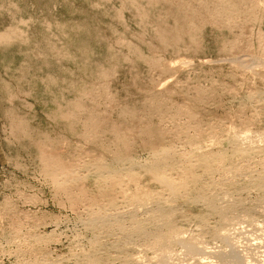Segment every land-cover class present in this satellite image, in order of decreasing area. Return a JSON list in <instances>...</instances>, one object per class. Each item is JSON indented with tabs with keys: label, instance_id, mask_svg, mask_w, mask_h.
Instances as JSON below:
<instances>
[{
	"label": "rangeland",
	"instance_id": "1",
	"mask_svg": "<svg viewBox=\"0 0 264 264\" xmlns=\"http://www.w3.org/2000/svg\"><path fill=\"white\" fill-rule=\"evenodd\" d=\"M263 4L0 0V264L261 260Z\"/></svg>",
	"mask_w": 264,
	"mask_h": 264
},
{
	"label": "bare ground",
	"instance_id": "2",
	"mask_svg": "<svg viewBox=\"0 0 264 264\" xmlns=\"http://www.w3.org/2000/svg\"><path fill=\"white\" fill-rule=\"evenodd\" d=\"M230 1V0H229ZM246 2V1H245ZM263 2V1H262ZM234 3H235V1H234ZM228 4V3H227ZM230 7H232V4L231 3H229L228 4ZM234 5V4H233ZM257 5V4H256ZM264 5V4H263ZM210 7V6H209ZM230 7H229V9H230ZM228 8V7H227ZM247 8V7H246ZM251 8V7H250ZM254 8V7H253ZM218 9V8H217ZM259 10V9H258ZM246 11V10H245ZM219 12V11H218ZM218 12H216V13H218ZM250 12V11H249ZM253 13V12H252ZM224 14V13H223ZM228 15V14H227ZM217 17V16H216ZM215 19V18H214ZM232 19V18H231ZM227 25V24H226ZM229 25H230V23H229ZM257 63V62H256ZM262 66H263V64H262ZM203 135V134H202ZM123 140V139H122ZM243 148V147H242ZM167 149V148H166ZM164 150L163 151V153H159V151L157 150V151H155L157 154L155 155L154 153H152V155L154 154V156H156V160L157 161H160L161 163H163V162H165L164 160H165V154H166V156L168 157L169 155H170V151L169 152H167L168 150ZM255 152V151H254ZM173 154V153H172ZM240 154H242V153H240ZM121 155V154H120ZM222 155V154H221ZM246 155V154H245ZM128 156V155H127ZM214 156V154L212 155V157ZM242 156H244V155H242ZM116 157V156H115ZM118 157H120V156H118ZM126 157V156H125ZM124 156H123V158H125ZM170 157V156H169ZM168 157V158H169ZM171 157H173V156H171ZM189 157V156H188ZM198 157V156H197ZM207 157V156H206ZM220 157V156H219ZM218 157V158H219ZM225 157V156H224ZM223 157V158H224ZM122 158V157H121ZM127 158V157H126ZM201 158V157H200ZM208 158H209V156H208ZM218 158H216L217 160H218ZM223 158H219V161H220V159L222 160ZM250 158V157H249ZM133 159V158H132ZM183 159H184V157H183ZM187 159V158H186ZM203 159H204V157H203ZM202 159V160H203ZM209 159H211V158H209ZM209 159H205L206 160V162H208V160ZM213 159V158H212ZM215 159V160H216ZM246 159H248V158H246ZM115 160V159H114ZM117 160H120V158L118 159H116V161H114V162H116V163H118L117 162ZM128 160H130V159H128ZM128 160H127V162H128ZM185 160V159H184ZM183 160V161H184ZM201 160V159H200ZM201 160V163L203 164V161ZM214 160V159H213ZM249 160V159H248ZM251 160V159H250ZM121 161H125L126 162V160L124 159H122ZM153 161V160H152ZM151 161V162H152ZM178 161V160H177ZM218 161V162H219ZM232 161V160H231ZM113 162V163H114ZM125 162H121V164L122 163H125ZM131 162V161H130ZM156 162V161H155ZM167 162V161H166ZM217 162V161H216ZM217 162V163H218ZM221 162V161H220ZM120 163V162H119ZM154 163V162H153ZM153 163H151V164H153ZM158 164H159V162H157ZM169 163V162H168ZM200 163V162H199ZM213 163H215V162H213ZM213 163H212V165H213ZM131 164H132V162H131ZM134 164H136V163H134ZM156 164V163H155ZM154 164V165H155ZM165 164V163H164ZM163 164V165H164ZM167 164V163H166ZM165 164V165H166ZM170 164L172 165V164H175V163H171L170 162ZM202 164H200V165H202ZM209 164L210 163H205V165H207L209 168L211 167V166H209ZM122 165H124V164H122ZM171 165H168L169 167L171 166ZM200 165H198V166H200ZM111 166H113V165H111ZM114 166H115V164H114ZM121 166V165H120ZM133 165H131V167H132ZM161 166V165H160ZM176 166V165H175ZM175 166H173L172 165V168H174ZM187 166V165H186ZM48 167V166H47ZM52 167V166H51ZM101 167H104L105 168V166H102V165H100V167L99 168H101ZM119 167V166H118ZM135 167V166H134ZM134 167H132V169L134 168ZM164 167H166V166H164ZM169 167H167V168H169ZM189 167V166H188ZM98 168V169H99ZM104 168H102V169H104ZM108 168H110V165L109 166H107V168L106 169H108ZM114 168H117V167H114ZM114 168H112V169H114ZM147 168V170H148V167H146ZM151 168V167H150ZM149 168V169H150ZM159 168V167H158ZM162 168V167H161ZM172 168H170V170L172 169ZM206 168V167H205ZM214 168V167H213ZM213 168H212V171H213ZM48 169V168H47ZM106 169H104V170H106ZM111 169V170H112ZM120 169V168H119ZM123 169V168H122ZM126 169H128V168H126ZM165 169V168H164ZM176 169V168H175ZM178 169V168H177ZM188 169V168H187ZM190 169V168H189ZM193 169V168H192ZM191 169V170H192ZM51 170V169H50ZM117 170V169H116ZM125 170V169H124ZM131 170V169H130ZM156 169H155V167L153 168V172L155 171ZM166 170H168V169H166ZM210 170V169H209ZM56 171V170H55ZM100 171V170H99ZM98 171V172H99ZM108 171V170H107ZM118 171V170H117ZM120 171H121V169H120ZM119 171V172H120ZM128 171V170H127ZM126 171V172H127ZM132 171V170H131ZM159 172H160V170H158ZM158 171H155V172H158ZM187 171V170H186ZM189 171V170H188ZM233 171V170H232ZM102 171H100V173H101ZM104 172V171H103ZM102 172V173H103ZM112 172H114L113 170H112ZM116 172V171H115ZM118 172V173H119ZM122 173H124L123 172V170L121 171ZM130 172V171H129ZM154 172V173H155ZM159 172H158V174L156 175V177L158 178V180L160 181V182H162L164 185H167V187L170 189V192H173V193H175V194H178L177 192H176V189L178 188H175L174 187V184L171 182V181H169L167 178H164L163 176H161L160 174H159ZM162 172V171H161ZM164 172V171H163ZM209 172V171H208ZM256 172V171H255ZM108 173V172H107ZM111 173V172H110ZM117 173V174H118ZM121 173V174H122ZM153 173V174H154ZM264 173V172H263ZM104 174V173H103ZM109 174V173H108ZM121 174H119V175H121ZM189 174V173H188ZM193 174V173H192ZM191 174V175H192ZM232 174H233V172H232ZM255 174V173H254ZM110 175V174H109ZM111 175L113 176L114 174H112L111 173ZM110 175V176H111ZM131 175H133V172H132V174ZM165 175H167V174H165ZM98 176H100V174H98ZM102 176V175H101ZM105 176H106V178L104 179V178H102L103 180H105L106 181V179L108 178V176L106 175V172H105ZM104 176V177H105ZM116 176H118V175H116ZM122 176H123V174H122ZM121 176V177H122ZM127 176H130V173L127 175ZM134 176H135V174H134ZM154 176V175H153ZM229 176V175H228ZM60 177V176H59ZM120 176L118 177L119 178V180H120V178H121ZM190 177V176H189ZM263 177V176H262ZM58 178V177H57ZM99 178H101V177H99ZM131 178V177H130ZM114 179H115V177H114ZM126 179V178H125ZM186 179V178H185ZM196 179V178H195ZM256 179V178H255ZM111 180H113L112 178L110 179V181ZM119 181L118 179H115V181ZM243 180V179H242ZM258 180V179H257ZM75 181V180H74ZM99 181H102V180H99ZM98 181V182H99ZM121 181V180H120ZM193 181V180H192ZM198 179H196L195 181H193V183L194 182H196V183H198ZM113 182V181H112ZM188 182V181H187ZM189 182H190V180H189ZM200 182V181H199ZM261 182H263V181H261ZM100 183V182H99ZM111 183V182H110ZM114 183V182H113ZM116 183V182H115ZM256 183V182H255ZM57 184V183H56ZM107 184V183H106ZM106 184H104L105 186H106ZM135 184V183H134ZM183 184V183H182ZM102 185V184H101ZM112 185V184H111ZM114 185V184H113ZM186 185V184H185ZM185 185H184V187H185ZM60 186V185H59ZM183 186V185H182ZM187 186V185H186ZM117 187V186H116ZM206 187V186H205ZM246 187V186H245ZM65 188V187H64ZM130 188V187H129ZM65 190V189H64ZM168 190V189H167ZM263 191V190H262ZM172 195V194H171ZM262 197V196H261ZM264 197V196H263ZM115 198V197H114ZM115 200V199H114ZM258 200V199H257ZM262 200H264V198L262 199ZM136 202V201H135ZM134 202V203H135ZM209 202V205L210 204H213V206H215V204H214V202L212 201V200H210V201H208ZM261 202V201H260ZM263 203V202H262ZM217 209V208H216ZM219 212H221V210L220 209H217ZM112 216V215H111ZM123 216V215H122ZM157 216V215H156ZM225 217H226V215H225ZM124 218V217H123ZM108 219V218H107ZM154 220H155V216H154V218H153ZM93 221V220H92ZM151 221V223H152V220H150ZM99 222V221H98ZM100 223V222H99ZM102 224H103V226L104 227H108L107 226V223H106V220H104L103 219V222H102ZM134 225L132 226L133 228V233L135 234V235H133V236H136V235H139L138 237H140V236H144L147 240L149 239L150 241H153L154 242V246L156 247V246H162V247H165V246H167V244L168 243H170V240H168V234H166L165 232L166 231H169V230H172L173 229V226L171 225V223L169 222V221H166V223L164 222V224H165V227L167 228H165L164 227V224L162 225L163 226V229L165 228V230L166 231H161V232H155V230H157V229H155L154 230V232L155 233H152V234H149L148 232H147V227H145L143 224L141 225V224H137V223H133ZM153 224V223H152ZM111 225V224H110ZM154 225H156V224H154ZM153 225V226H154ZM122 226V225H121ZM161 226V227H162ZM241 226V225H240ZM98 227V226H97ZM110 227V226H109ZM117 227V226H116ZM158 227H160V226H158ZM113 228H115V227H113ZM111 229V228H110ZM175 229V228H174ZM109 230V229H108ZM113 230V229H112ZM129 230V229H128ZM177 230V229H176ZM103 231H106V230H103ZM116 231V230H115ZM119 231H121V234H122V232L123 233H125L126 234V229L124 228V227H120V228H118V232ZM175 231V230H174ZM112 232V231H111ZM110 232V233H111ZM117 232V231H116ZM124 234V235H125ZM129 234V233H128ZM127 236V235H126ZM129 239V238H128ZM142 239V238H141ZM223 239H228V237L226 236V237H224ZM262 239V238H261ZM263 243V242H262ZM235 244V243H234ZM236 244H238V242H236ZM260 245V244H259ZM187 248H189V249H196V244H194V243H192V242H190V243H187ZM258 246V245H257ZM253 247V246H252ZM262 247V246H261ZM119 249V248H118ZM121 249V248H120ZM161 249V248H160ZM255 249V248H254ZM261 249V248H260ZM239 250H237V248H236V245L234 246V247H232V249H231V251L230 252H228V253H225V255H224V253L222 252V256H221V254H220V258H221V260L223 261V262H227L228 264H246V262L249 264V263H251V262H253L250 258H251V256L250 257H248L247 256V254H242L241 253V251L240 252H238ZM221 252V251H220ZM256 254H257V252H256ZM245 255V256H244ZM255 255V254H254ZM262 256V255H261ZM258 257V256H257ZM255 258L256 260L255 261H257V262H260V264H263L264 263V260H262L263 259V257L264 256H262L261 257V260H260V258ZM253 258V257H252ZM204 259V258H203ZM249 259L251 260V261H249ZM254 259V258H253ZM259 259V260H258ZM204 261V260H203ZM254 261V262H255ZM261 262H263V263H261ZM254 264V263H253ZM255 264H257V263H255Z\"/></svg>",
	"mask_w": 264,
	"mask_h": 264
}]
</instances>
